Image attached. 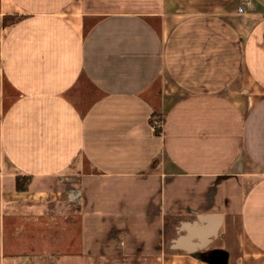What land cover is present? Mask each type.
<instances>
[{"label": "crops", "instance_id": "1", "mask_svg": "<svg viewBox=\"0 0 264 264\" xmlns=\"http://www.w3.org/2000/svg\"><path fill=\"white\" fill-rule=\"evenodd\" d=\"M0 264H264V0H0Z\"/></svg>", "mask_w": 264, "mask_h": 264}, {"label": "trees", "instance_id": "2", "mask_svg": "<svg viewBox=\"0 0 264 264\" xmlns=\"http://www.w3.org/2000/svg\"><path fill=\"white\" fill-rule=\"evenodd\" d=\"M6 20V18H4ZM5 23V22H4ZM153 126V122H151ZM154 127V132L156 134H159L161 132V128ZM29 178L26 177H16V189L18 191H24L27 188V183H28Z\"/></svg>", "mask_w": 264, "mask_h": 264}, {"label": "built area", "instance_id": "3", "mask_svg": "<svg viewBox=\"0 0 264 264\" xmlns=\"http://www.w3.org/2000/svg\"><path fill=\"white\" fill-rule=\"evenodd\" d=\"M163 124V120L161 118L155 119L153 120V126L161 128Z\"/></svg>", "mask_w": 264, "mask_h": 264}]
</instances>
